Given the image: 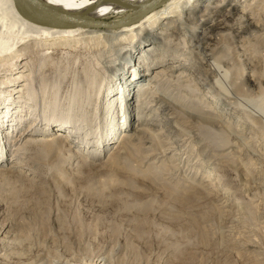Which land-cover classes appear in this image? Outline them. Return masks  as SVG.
<instances>
[{
	"label": "rangeland",
	"instance_id": "374dc122",
	"mask_svg": "<svg viewBox=\"0 0 264 264\" xmlns=\"http://www.w3.org/2000/svg\"><path fill=\"white\" fill-rule=\"evenodd\" d=\"M218 3H226L222 14L236 3L239 11L248 9L252 25L240 39L232 31L222 33L229 50L224 42L201 37L210 25L200 30V39L182 34V48L169 51L167 45L165 54L178 55L179 61L158 67L181 66L174 70L175 83H160L146 101H155L153 107L143 111L139 97L158 70L152 68L134 84L130 99L138 101L118 121L117 106L124 112L127 85L139 72L135 68L131 80V75L116 76V82L102 85L99 74L111 70L95 67L81 91L74 83L84 82L83 72L73 63L59 62L60 68L53 69L51 63L30 61L40 80L34 86H26L25 78L17 81L30 75L22 66L26 61L9 74L17 78L6 89L17 92L14 100L0 97V121L5 120L0 122V170L6 171L0 176V264H264V115L255 108L264 111V41L258 37L264 29V0H204L200 5ZM131 12L106 22L124 21ZM151 43L147 46L155 48L165 42ZM89 60L97 61L83 55L78 65ZM214 60L227 69L228 81L213 71ZM232 78L233 89L243 86L250 108L240 95L218 93V80L229 86ZM257 95L263 96L259 104ZM240 103L247 111L254 107L261 122L244 119L236 107ZM195 106L198 112L191 110ZM49 108L58 116L70 111L75 129L67 126L66 139L34 146L32 141L64 134V116L46 126ZM109 111L114 113L110 126ZM209 121L216 122L215 128L208 127ZM33 125L38 128L23 140ZM137 127L145 140L140 154H130L133 143L115 152L121 135L134 137ZM211 135L216 143L209 142ZM95 142L99 147L93 149ZM24 147L31 148V156L16 152ZM35 156L46 160L37 163Z\"/></svg>",
	"mask_w": 264,
	"mask_h": 264
},
{
	"label": "bare ground",
	"instance_id": "6f19581e",
	"mask_svg": "<svg viewBox=\"0 0 264 264\" xmlns=\"http://www.w3.org/2000/svg\"><path fill=\"white\" fill-rule=\"evenodd\" d=\"M35 1L36 3H38L36 7L37 9L31 6L30 4H28L27 0H0V78L4 76L3 80L0 81V90H2L0 93V97L2 98L1 95L3 96L5 95L4 96L5 98L14 100V97L12 96L17 91H14L15 92L14 93L13 91H8L10 89H6V88L8 84L15 83V79L17 77L15 79H9L10 78L9 74H13L12 72L15 70V68L21 65L20 63L22 62L25 61L27 62L25 65L22 66L24 68L27 67V69H29L30 75L28 74V76H24V77L19 76L18 77L19 79H17V81H20L21 79L24 78L27 79L26 86H28L29 84L30 86L31 85L34 86L37 84V82L40 81L38 80V76L37 75L35 76L34 71H31L32 65L29 62L34 59H35L34 62H36L37 64L43 62L44 66L47 65L48 63L49 64L51 63V67L53 69L60 68L59 62L67 63V64L73 63L75 66H79V68L81 67V71L83 72V75L81 76L79 75V76L80 79L81 78L84 79L83 80L84 82L81 84H76L74 83L75 78L72 79L78 91H81L86 88L87 83L89 82V76L87 75V72L93 68L95 69V67H98L99 69H102L103 67L111 70V72H107L104 75H102V71L101 73L99 72L100 74L97 73L102 76L100 77L102 85L105 82H108V84H112L116 82L117 81L116 76H119L120 78H124L126 75L127 76L131 75L129 77V79L131 80L132 74H130V70L132 68H135V71L137 72L139 71V72L136 73L137 77L134 78L135 80H133L129 85H127V90H128L127 92L129 93L127 96L129 98L127 101L126 100L125 101L128 103L126 104V106L123 107L124 112L123 110H120L119 107L117 106L118 114L116 120L117 118L120 119L123 113L126 114V109L130 105H132V102L134 103L138 101L137 99H134V97H131L130 99V93L135 89L133 87L134 84H136L137 82H143L144 78L148 77V75L146 77L147 72H150L152 68L158 69V67H163L168 64L169 60L179 61L178 58L180 56L178 57V55L173 54L171 57H166L165 54L168 52L166 48L167 45H169L168 48L169 51H170V47L171 49L173 47L176 49L180 47L181 45L180 40L183 37L182 34H184V36L186 34L187 35L192 34V37H196L199 36L198 33H200V30H203L206 25H210L209 29H207L206 31L204 30L205 32H203L204 34L202 33L203 35L201 37L205 38L206 41L209 40L212 43L224 42L225 43L223 45V47H225L224 49L229 50L228 43L226 41H221L222 33L225 31L226 32L232 31L237 36V38L239 37L240 39V37H242V35L246 31V28L252 25L248 23V20H250L248 19V15H249V13H247L248 9L247 10L245 9L244 11H242L243 9L242 10L240 9L242 12L239 11L238 8L237 9L235 8L237 7L238 3L231 6L232 9L230 11L226 12L225 14H222L225 8L224 5L226 3H218L215 6L213 5L209 6L208 4L205 6L200 5L204 0H35ZM40 5L49 10L52 9L51 14H48V16L51 15L53 16L57 12L58 16L62 14L63 17L67 19L70 18L71 20H69L68 22L65 20L62 21V19L58 18V16H53L56 19H48L47 16L43 14V10L40 7ZM129 12H131L130 13L131 15L127 16L124 21L118 23L106 22L107 19L109 17H112L113 15L115 16H119L123 14L125 15ZM188 26L190 27L193 26L192 32L190 31V29L187 28ZM102 30H107V31H102ZM258 37L259 38L262 37L261 39H259L261 42L264 41V29H263V34H261ZM154 39L165 43L164 45L162 44L161 46L155 45V48L152 45L147 46L148 43L152 42L151 44H153ZM171 39H173L174 41H176V39H179V41L174 42ZM198 39H200V36ZM92 51L95 52L96 57L94 56V54L91 53ZM144 51H146L145 54ZM83 55L86 56L87 58L89 57L91 59H97V61L89 60L84 66L78 65L80 59L83 58ZM222 59H227V58L223 57L221 58V60ZM232 59L233 57L231 59L225 60V62L232 61ZM213 62H214L213 64L214 66L212 65L213 71L217 72L219 75L222 73L221 77L223 79L225 78V81H228L229 74L227 72V69L221 70L219 67L220 63L217 62V60H214ZM136 66L138 67L136 68ZM179 68H181V66L179 67L173 66L172 69H170V71L169 69L168 71H166L165 70L166 68L164 70L158 69L157 71H155L154 76L150 81V84L148 86L142 87V94L139 97L140 99L139 108H142L143 111H146L149 108H151V106L155 103V101H152L151 103L146 102L148 101L147 98H149V95H151L152 91L162 82H165L167 86H169V83H175L171 81V79L173 78L174 70H178ZM67 71L70 70L67 69ZM44 75L45 74H43V76ZM247 77H250V75H247ZM247 77L245 81H247L248 79ZM251 77L254 78V76ZM59 81L61 82L58 86H61L63 80L61 79ZM230 81L232 83H230L229 86L227 85L224 86L220 82V80H218V85L219 88L221 89L218 90V93L223 97H230V96L236 97L240 95L241 103L248 105V108H250L249 106L250 104L247 102V99L244 97V94L242 92L243 86L239 85L238 83L237 87H234L233 89L235 79L232 78L230 79ZM41 88L43 89L42 90L43 94L44 95L47 94L46 93L47 86H43ZM230 90L233 93H228L230 92ZM33 91L30 93V96H32ZM121 96L123 98L126 95L125 93H123L121 94ZM251 97L254 98L256 97V95H252ZM257 97L258 98L255 104H259V101L263 96L257 95ZM57 98L58 97L55 96V98H53L52 101H54ZM153 98H155L154 93H153ZM6 100H4V102ZM63 102H64V98L61 102V105H63ZM241 103L240 106L239 104H236V107L238 110H240L241 108L242 117L246 120H250L252 122V125L260 123L261 121L258 119L259 113L256 111V109L259 110L260 112L262 111L264 115V111L262 110V107L256 105L257 107H255L256 108L255 109L254 107L251 106L255 111L252 112L253 110L247 111L241 105ZM186 106L188 105H185V107ZM194 109H199V108H197V106L191 108V110ZM45 112L47 113V114L45 113L47 116L44 115V119H46L44 121H46L47 123L46 126L56 125L54 123L60 120V118L64 116V118L65 117L67 118L66 120L67 122L63 126H61L62 125L61 124L60 129L64 131V128L67 126L73 130L75 129L71 127L72 124L75 123L73 121L74 116L73 114L71 115L70 111L62 110L59 116L55 115L54 114L55 110H51L50 108L46 109ZM65 112H69V113L66 114ZM108 114H110V111ZM113 114L107 116V123L109 126L111 123V120H109V118ZM4 119H6V117ZM0 122L2 124L5 122V120ZM36 123H38V121H35V124ZM215 124L216 122L214 121L212 122L209 121V123H207L208 127L211 126L210 127L211 129L215 128L214 127ZM33 128L36 129L38 128V126L37 125L34 127L31 126L30 131H28L24 135L23 140L28 136L29 132H32L34 130ZM140 131H142V128L137 127L135 129L134 137L130 135H126V133L122 134L121 136L123 137L121 140V146H119L120 145L119 144L118 145L119 147L116 148L115 152L125 150L127 148V145H129V143H133L134 150L130 151V154L132 155L134 152L136 154L137 153L140 154L142 150L139 144L144 140L143 131L142 132ZM69 133H65L64 131L63 134V132L60 131L57 132L55 137L51 138L46 136L44 139L42 138L39 140L37 139V141L35 140L32 141L31 143L34 146L38 143V147H41L40 144L44 145L45 143H54L63 140ZM78 134H80V132ZM213 137H214L213 135L208 136V140L211 144L212 141L215 142L216 140L215 137L214 138ZM90 139H94V138L91 137ZM102 140H103V135H102ZM97 147H99L98 143L95 142L93 149H96ZM103 148H104V144H103ZM3 149H5L6 151V147ZM28 149L31 150V148ZM28 149L25 147L18 148L16 152L20 155L31 156L32 154L29 152ZM1 155H4V152ZM34 159L37 163L38 162L42 163L46 160V158L42 156H37V157L35 156ZM81 159H85V157L82 156ZM8 170L7 173H9ZM5 174L6 171L4 172V169L2 171L0 170V176H3Z\"/></svg>",
	"mask_w": 264,
	"mask_h": 264
},
{
	"label": "water",
	"instance_id": "95a60500",
	"mask_svg": "<svg viewBox=\"0 0 264 264\" xmlns=\"http://www.w3.org/2000/svg\"><path fill=\"white\" fill-rule=\"evenodd\" d=\"M27 2H28V4H30L31 6H33V7H35V8H36L37 5H38V3H36L35 0H27ZM34 4H35L36 6H35ZM40 7H41L42 10H43V14H45V15L47 16L48 19H56V18H54L53 16H58V13H57V12L55 13L54 11H53V12H54L55 14H54L53 16L51 15L52 17H51V16H48V14H51L52 9H51V10L46 9V8L42 7L41 5H40ZM36 9H37V8H36ZM52 14H53V13H52ZM50 17H51V18H50ZM58 18H61L62 21L65 20V21H67V22H68L69 20H71L70 18L67 19V18L63 17L62 14L59 15Z\"/></svg>",
	"mask_w": 264,
	"mask_h": 264
}]
</instances>
